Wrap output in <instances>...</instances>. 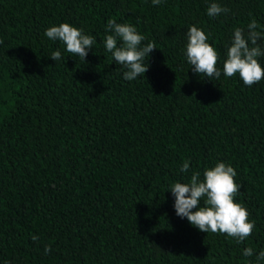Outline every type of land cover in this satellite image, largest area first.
<instances>
[{
    "label": "trees",
    "instance_id": "trees-1",
    "mask_svg": "<svg viewBox=\"0 0 264 264\" xmlns=\"http://www.w3.org/2000/svg\"><path fill=\"white\" fill-rule=\"evenodd\" d=\"M211 3L228 11L209 17ZM110 19L155 44L144 76L125 80L105 49ZM252 20L264 33V0H0V264H257L264 78L223 75L235 29L247 36ZM61 23L95 38L85 60L45 36ZM191 26L216 50L219 79L188 63ZM219 162L254 222L243 241L174 208L171 187Z\"/></svg>",
    "mask_w": 264,
    "mask_h": 264
},
{
    "label": "clouds",
    "instance_id": "clouds-1",
    "mask_svg": "<svg viewBox=\"0 0 264 264\" xmlns=\"http://www.w3.org/2000/svg\"><path fill=\"white\" fill-rule=\"evenodd\" d=\"M154 5H159L162 0H152ZM228 9L217 3H211L207 9L209 17H215L226 13ZM247 36L241 28H236L230 47L227 50V58L223 64V75L233 77L237 73L247 86L259 82L264 78V68L258 62V57L264 56V48L258 41L264 39V33L257 31V23L252 20L248 24ZM107 30L112 34L105 37L104 47L112 54L114 61L122 65L126 71L123 78L128 81L136 80L144 76L148 70V64L144 63L145 57L156 48L154 43L141 46L145 37L139 34L136 28L130 24L116 23L109 20ZM45 36L51 40H59L66 45V51L85 60L88 50L95 43L91 35L82 34L80 29L68 23L52 26L45 31ZM188 43L186 45V58L192 66V70L199 75H204L209 80L219 79L221 71L216 67L218 54L207 43L205 32L196 26H191L187 32ZM50 59H61V52L54 51ZM189 163L185 162L180 169L187 172ZM237 175L235 169L223 162L217 163L211 169H205L200 179V173L192 174L189 183L177 182L171 187L175 197L174 208L181 218H187L191 225L202 232L226 233L243 241L252 234L254 222H249L248 211L239 203L234 202V196L240 190V186L234 181ZM204 198V206H200V200ZM193 209H196L193 211ZM33 240L37 237L33 236ZM49 247L45 253L50 252ZM253 249L246 248L244 255L253 256ZM257 264L264 261V250L256 257Z\"/></svg>",
    "mask_w": 264,
    "mask_h": 264
}]
</instances>
